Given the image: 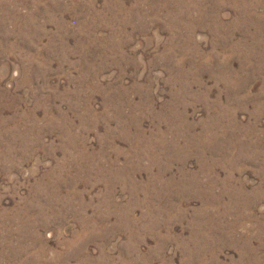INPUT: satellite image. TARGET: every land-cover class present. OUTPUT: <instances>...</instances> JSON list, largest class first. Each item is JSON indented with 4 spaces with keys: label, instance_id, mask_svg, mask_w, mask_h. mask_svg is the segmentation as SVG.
<instances>
[{
    "label": "rangeland",
    "instance_id": "rangeland-1",
    "mask_svg": "<svg viewBox=\"0 0 264 264\" xmlns=\"http://www.w3.org/2000/svg\"><path fill=\"white\" fill-rule=\"evenodd\" d=\"M0 264H264V0H0Z\"/></svg>",
    "mask_w": 264,
    "mask_h": 264
},
{
    "label": "bare ground",
    "instance_id": "bare-ground-1",
    "mask_svg": "<svg viewBox=\"0 0 264 264\" xmlns=\"http://www.w3.org/2000/svg\"><path fill=\"white\" fill-rule=\"evenodd\" d=\"M145 133V132H144ZM133 135V134H132ZM204 147V146H203ZM235 177V176H234ZM40 199V198H39ZM29 217V216H28ZM197 247V246H196Z\"/></svg>",
    "mask_w": 264,
    "mask_h": 264
}]
</instances>
